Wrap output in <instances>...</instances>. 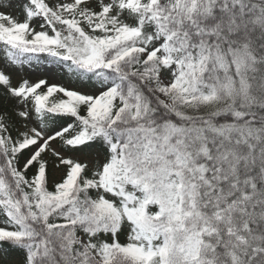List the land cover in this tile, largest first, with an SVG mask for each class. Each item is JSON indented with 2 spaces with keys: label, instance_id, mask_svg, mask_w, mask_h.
I'll return each mask as SVG.
<instances>
[{
  "label": "snow or ice",
  "instance_id": "obj_1",
  "mask_svg": "<svg viewBox=\"0 0 264 264\" xmlns=\"http://www.w3.org/2000/svg\"><path fill=\"white\" fill-rule=\"evenodd\" d=\"M0 264H264V0H0Z\"/></svg>",
  "mask_w": 264,
  "mask_h": 264
}]
</instances>
